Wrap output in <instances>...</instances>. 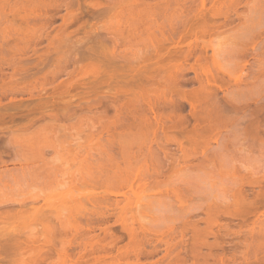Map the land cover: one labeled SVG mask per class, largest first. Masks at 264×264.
Segmentation results:
<instances>
[{"label":"rangeland","instance_id":"obj_1","mask_svg":"<svg viewBox=\"0 0 264 264\" xmlns=\"http://www.w3.org/2000/svg\"><path fill=\"white\" fill-rule=\"evenodd\" d=\"M141 1L145 2L144 6H141L143 4ZM203 1L205 2L203 5V2L201 1V3L198 0L195 2L194 0L0 1V147H6L4 143L9 141L13 145L10 147L8 145V148L4 147L3 150L7 153L9 152L12 156V153L15 152H13V147L18 151L24 150L22 152L26 153L25 157L28 160L29 155L33 153L31 150L39 149L42 152H37V155L38 153L42 155V158L39 155L40 160L37 158L33 161L34 154L30 162L22 163V167H17L16 163H12L14 165H8V163L5 169L7 168L8 170L9 168L13 170L12 172L17 178L0 183L1 200H13L14 202V200L25 201L29 199L31 200L29 201L30 203L28 204L26 201L25 203L28 205L35 204L34 208L36 207L35 211L31 209V213H33V216L37 215L36 217L31 216L29 210L25 214L18 215V217L15 216L16 218L6 223L8 224L7 227L10 226V230H7L8 232H12V229L14 231L12 234L17 233L20 235L19 237L15 234L19 237V241L21 239V249L24 251L22 252L21 249L16 250L15 253L17 254L13 253L11 255L13 256L11 257L13 259V261L11 260L12 264L13 262L14 264H135L138 261L140 262L138 264H155V262H158L156 264H168L170 263V256L172 254L175 255L176 252L181 251L180 256L182 257L186 253L188 255L189 251H193L190 246L193 243L189 242L194 241L190 237L191 235L194 238H198L197 235L202 237L203 234L201 235L200 233V229L202 228L206 231H204L206 235H208V232L210 233L211 237L207 236L209 237L207 238L208 245L212 242V244H218L219 238H217L218 240H214L215 238L212 234L220 235V237L226 236L228 232L226 230V233L222 232L225 229V224L227 229L230 227L231 230L237 229L236 231L239 232V237L241 236L242 240L237 235L236 237L239 242L237 239H234V236V238L228 236L231 231L228 230V238L224 239V236L222 237L224 240L221 238L223 241L220 239L218 247L215 248L217 250L214 249V246L212 248L211 246H207V248L212 249L208 251L206 250V246H201L199 242H196L193 246L195 248L199 244L197 248L199 247L201 252H199V248L198 251L194 249L195 252L197 251L199 255H203H201V258L196 252L195 258L197 260L201 258L198 264H201V262L205 263V261L208 264H218L217 261L215 262V258H213L215 259L214 262L210 257L208 261L205 255L210 253H214L213 255H216V253L224 254L225 252L227 256L224 255L227 258L231 252L228 264L230 261L231 263L234 261L232 264H236L235 262L237 261L238 264L240 260L241 264H245L244 260H250L251 258L247 259V256L242 255V253L245 254L244 252H241L238 258L236 255L237 253L240 254L237 250L242 251L244 249L247 251L244 250L246 252L245 255L248 254L250 257L253 255L252 257L258 258L259 254L261 258H264V255L260 254V248L263 247V244H261L262 247L259 244L261 241L264 243V227H262L264 226L262 225L264 223V216L259 217L262 220L258 219L259 221H255L254 224L251 223L254 218L249 219V216L246 217L245 222H250L251 227L252 225L256 227H253L254 229L251 228V230H254L252 234L251 231L247 230L250 226L245 227L249 223L243 226L241 219L224 217V215L222 217L220 215L224 211V208H220L221 206L224 207L228 204V200L234 203V198H231V195L233 196L234 194V187H232L234 185H230L237 176V172L240 175L244 171L241 174L245 176H247V173L249 175L250 171L252 173L253 171L264 172V133L261 132L259 137L252 139L250 133L246 134L240 130L244 125L243 121L236 120V114L238 116L242 115L238 112L236 113L238 106H240L239 108L247 106V109L250 108L249 110H252L260 101V96L264 94L263 91L261 95H257L259 98L253 96L258 91L261 93V90H264V70L260 72L264 67V65H260L261 62H264L261 59L262 57L264 58V54L262 53L264 48V0H216L217 3L213 0ZM207 1H211L212 4ZM197 2H200L202 9L206 4L204 10H202V16L205 20H208L204 23L202 18V24L199 20L201 16L196 20V16L202 12L200 4ZM213 4L215 5L212 7ZM197 11L199 14H197ZM206 11L209 12L206 13ZM199 23L201 25L204 23L206 28L204 26H200L199 28ZM183 25L189 28V31L191 28V35H194L193 32H195V35L197 33L196 38L194 37L195 35L189 36L188 29L187 31L185 30L186 32L183 31ZM200 29L205 33H199ZM181 32L185 33L182 34ZM252 47L253 51L256 50V53L253 52L254 55L259 54L257 50L261 52L260 56H256L260 60L254 59L256 57L253 56ZM243 56L245 57L243 58ZM245 58L247 59V65L243 62ZM255 62L259 63V65H256L257 63ZM257 66H260L261 69L257 68ZM257 88L261 90L257 91ZM255 90L257 93L254 94ZM196 95L197 97L198 95L200 96L198 97L200 100L195 98ZM257 98L259 100H256ZM255 100L258 101L256 105L254 103ZM261 100L264 101V95ZM148 104L150 106L154 105L155 107L151 106L150 109L152 111L154 108L153 111L156 112L152 111L150 113V110H148L150 106L147 107ZM194 104L197 106L195 109L197 112L201 109L199 113H195L194 109H192L194 112L191 111L190 106ZM261 104H264V102L262 103L261 101ZM195 106L192 108H195ZM217 106H220L221 109L223 107L222 110L226 112L224 116L227 118H223L221 121L224 122L226 121L224 119H229L231 123L228 120L227 123L224 122L225 124L219 122L221 118L219 114L222 116L223 113H220V108L218 110ZM217 110L220 111L219 114L216 112ZM191 112L202 118L205 117L206 121L205 119L202 121V118H196L199 122L197 120L195 122L191 116L192 114L190 115ZM214 112H216V115ZM208 113H210V116ZM157 114L161 116L158 118L159 120L156 118L158 122L164 119V123L161 122V124H165V127L162 126V128L168 131L166 132L167 134L161 133L162 128L158 127V125L160 126V122L158 124L155 122L156 120H153L155 116L158 117ZM152 115L155 116L152 117ZM168 116H170L169 119L172 116L174 117V119L173 117L171 119L173 123H170L171 121L168 120ZM180 120H182V123H180ZM145 121L147 125L149 123V127H145ZM154 122L155 124L157 123L156 126ZM174 122L178 124L175 125ZM193 122L196 124L203 122L205 124L202 123L199 127L201 129H199V125L196 126ZM141 123L145 128H149L147 135H145L149 140L150 138L154 139L157 143V139L159 140V145L154 140H151L152 143L149 141L152 144L150 145L151 149H149V142L145 141L146 137L143 136L145 137V143L142 145L143 148L145 151L147 147V150L154 149V153H156L155 159L154 156L152 159L151 151L146 152V154L149 153V158L151 157L148 160V154L144 156L141 153L144 150L141 148L140 151L136 148V144L143 143L141 135L143 131L140 130L142 127ZM191 124L195 126L193 129L197 127L199 130H196L200 131V133L197 134L192 129ZM109 125L112 126L110 127ZM178 125L182 127L180 128ZM102 126L109 129V135L113 136L109 137L108 135L107 137L109 131L103 132L105 128L102 129L101 133ZM121 126H124V129ZM172 126L177 127L174 130ZM238 126L239 128H237ZM127 127L131 132L135 133H132L135 137L141 135L138 138H142V141L135 138L133 141L134 145L130 144L131 142L126 144V141H124L130 147V149L128 146L125 147V150L123 147L125 145H121L122 148H118L117 144L123 133L119 134L121 129L125 133V130L126 132L129 131L125 129ZM192 130L199 137L203 135L208 137L207 140L203 137L201 139H204L202 140L204 142L198 137L197 139ZM130 131L128 132L129 134ZM132 134L129 135V138L130 136H132L131 138L134 137ZM215 134L217 135L216 142L213 141V138L216 137L214 136ZM12 135L15 137L14 139L11 138ZM163 135L164 137L170 135L167 137L168 141L170 138L169 143L165 141ZM116 136H118V142H115L117 141L115 139ZM171 137L174 140L171 141ZM194 137L197 144L194 141L192 142ZM107 138H110L109 140L112 144L108 143ZM111 138L115 139V141L113 139L111 141ZM125 138L127 140L128 136ZM131 138L130 140H132ZM163 139L164 142L162 141ZM137 140L139 142H135ZM185 140L190 143H188V146ZM120 141L124 144L122 140ZM176 141H184L180 143L185 144L186 146L184 145V147L189 148L191 155L188 153V148L185 151L183 150L185 155L191 156H184L185 158L187 157V160L185 159L187 163L184 161V157L181 158L184 153L182 154L179 147L175 146ZM224 142L225 144L223 145L225 147L221 145ZM145 144L148 146L146 147ZM195 144L196 146L194 147L193 145ZM155 145L158 146L156 147ZM159 146L164 148L163 153L166 154V157L168 155L167 159L169 158L170 160L167 161H170L172 164H175L173 163L174 161L176 162V160H173L174 156L175 158L177 157L176 159L180 156V160H178V163L176 162L177 169H179V171L177 170L178 174L175 172L176 169L171 168L176 167V165L172 166L170 162L168 163L165 160L164 154L161 153L162 151L157 150ZM184 147L183 149H186ZM127 148L132 152H129ZM193 148L194 151L192 150ZM122 149H124V154L125 152L128 155L132 153L129 155L130 158L128 155L119 154ZM136 149L143 154L142 156H144L145 160H148L147 163H153L157 155L158 158H163L167 162L166 164L163 159V162L159 159V167L162 162L161 167L166 169L163 170L161 168V171L158 169L160 172L155 170L159 172L158 177H156L157 180L155 179V174H152L150 179L148 176L154 172L152 168L154 163L151 164V167L149 164L144 163V166L145 164L147 165L145 167L148 168L149 166L152 168H149L150 170L146 168L147 171H152L150 173L146 172L148 175H146L147 178L144 180L145 175H142L145 172L142 169L144 159L143 157H139L140 153L137 155L138 152L136 155L141 159L139 160L137 157H134L135 154L133 155V152H136ZM216 150L218 151L217 153H215ZM21 151L19 152L20 154L22 153ZM21 155L24 156V153ZM86 155L88 157L84 160ZM122 156L128 157L130 161L126 163L128 160L125 157H123L125 160L121 161L120 158ZM110 157L114 158V160L112 158L114 162L118 161L121 171L120 173L116 171V173L114 170L106 168L107 170L105 169L104 173L108 171L109 176L106 175L107 173L104 176H107L110 180L109 184L107 183V187L104 188L101 180L105 177H102L103 174L100 175L101 172L99 171L102 169L98 168L102 163H104V166L107 164L105 167L113 164ZM6 160L8 161V158ZM35 162L36 164H34ZM122 162H125V164ZM168 164L171 165L170 169H168ZM11 165L14 168L16 167L15 169L17 170L13 169ZM155 165H157V162ZM155 165L154 168L157 169L158 165L157 167ZM231 168L238 170H235L237 171L236 173L234 170L232 171L236 174L233 177L234 179L231 176L232 172H229L232 170ZM0 170L4 169L0 168ZM48 170L51 172L50 174L47 172ZM40 172L42 174L45 173V175H42ZM137 172L141 174L143 181H147L144 183L148 184V188L142 181L145 185V187L143 186L144 188L141 187V184H133V180L130 181L132 183L130 185L128 180L132 176L136 178L138 176ZM36 173L41 176H46L47 174L49 179L52 178L51 180H53L55 174V177L58 179L57 183L46 179L49 182L51 181L48 184L43 178L45 181H41L42 179L40 178H36L35 180L33 176ZM161 174L163 175L161 176ZM99 175L101 176L100 181ZM120 176L121 179H119ZM137 178L134 180V183L135 181L138 183L142 180L140 175V180ZM151 178L155 179L156 183ZM120 180H126L129 184L125 181V184L123 181L120 183ZM235 180L237 181V178ZM148 182L153 184V186L155 184V187ZM123 184L124 186H122ZM137 185L138 188H136ZM165 188L167 190L177 188V193H180L182 188L185 189V191L182 190L179 196L181 195L180 197L184 198V200L182 199V202H185L183 206L186 207L188 213L185 210L182 211L181 208L180 212H184V215L188 214L186 218H184L186 215H183L184 217H181V219L178 218L180 221L176 219V214L179 212L177 208L181 205L178 206L177 202L174 203V200L170 199L171 192L175 190L168 191L167 193L163 192V189L164 191L166 190ZM246 188L245 190H247ZM249 189L247 190L248 192ZM126 191L127 193L124 195L123 192ZM158 191L159 194L157 193ZM165 194L170 196L165 197ZM183 194L184 196H182ZM34 196H38V199L43 197L45 200L42 201L41 199L37 201V197H35L34 203L32 200L35 198L30 199ZM172 198L175 199L173 196ZM203 200L206 206L200 203ZM211 202H215L216 206L214 207L216 209L214 208V211L218 210L216 212L219 213V209L222 210L217 214L220 218H218L219 216L215 212L212 213H215L214 217H216V220L218 218L220 222L218 223L219 226L222 222L223 224L225 223L220 226H223V230L217 226L218 224L214 226L204 224L206 219L202 217L206 216L205 211L208 210V205L212 204ZM207 203L209 204L207 205ZM218 203L226 204H219L218 207ZM233 203L230 204L232 205ZM12 206V208H18L16 205ZM209 206L210 211H213L212 205ZM225 207L226 209L228 208L227 206ZM229 209L227 210L230 212L232 208L230 207ZM202 210H205V214H203ZM180 216L182 214L178 215V217ZM170 218L176 219L178 222H181L182 218H184V224L187 223L186 219H189L188 222L191 220L190 224H195L198 229L200 228L199 232L195 237L194 232L197 231H193V229L196 226L191 229V227L187 226L189 223L185 225L182 223L180 227V223L174 221L176 225L178 224L181 231L177 228L178 226H175L176 230L172 226V223H170L172 222ZM168 221L171 226L167 225ZM174 223L173 225H175ZM128 225L129 228L132 227L133 232L131 229L127 230L129 229L128 227L126 229ZM182 225L191 229V232L187 228L183 229ZM168 226L172 227V232L175 230L177 239L173 236L174 233L167 234ZM46 231L47 233H45ZM126 231H131V236L136 232L135 236L137 238L131 237V239L134 238L133 241L135 242L129 241L130 236L126 234ZM159 231H161V234L162 231L166 232L169 237H165V242H170H162L163 235L166 234L163 233L160 237ZM48 232L51 233L49 234ZM179 232H184L185 235L183 234L182 240L184 239L183 242L185 244L183 245L182 243L181 247H176V244H181L178 240ZM192 232L194 234H191ZM220 232H222V236L219 234ZM231 232L234 233V230ZM155 235L163 238L157 241V238L154 239ZM251 235H255V238L250 239ZM50 236L52 237L50 238ZM260 237L262 239L257 241L259 240L257 238ZM202 239L204 238L202 237ZM246 239L257 241L255 242L256 244L258 243L259 247L255 246V242L253 244L250 241V244H253L252 249L258 248L257 250H259L253 251L255 252V256ZM146 240L149 241H147V244ZM176 240L178 243H176ZM243 240L246 243H241ZM199 241L203 243L206 241V237L203 242H201L200 238ZM23 242L27 244L25 243V245ZM173 242H175L174 246L176 249L173 246L171 252L165 255V250L169 249L172 246L169 245L173 244ZM236 242H238L237 248L234 245ZM221 243H223V246L220 245ZM151 244L157 246L158 250L156 254L142 255L152 250ZM166 244H168L166 246H169L168 248L165 247ZM245 244L246 246H244ZM219 245L225 252L222 251ZM23 246L26 248L24 249ZM234 249L236 254L233 252ZM173 250H176V252L173 253ZM20 251L21 253H19ZM231 254L233 255L232 257ZM163 255H169L170 258L165 257L164 259ZM241 256L245 257L243 262V258H240ZM188 257L184 258L185 261L183 262V257L178 261L176 260L178 258L175 257L174 260L171 259L170 264H193L195 260ZM203 257L206 259L204 260ZM230 258H233V260ZM249 260L247 261L248 264H250ZM174 261L177 262L174 263ZM253 261L255 260L253 259ZM262 262L264 263V260Z\"/></svg>","mask_w":264,"mask_h":264},{"label":"bare ground","instance_id":"obj_2","mask_svg":"<svg viewBox=\"0 0 264 264\" xmlns=\"http://www.w3.org/2000/svg\"><path fill=\"white\" fill-rule=\"evenodd\" d=\"M0 1H1V0H0ZM176 1H177V0H176ZM195 1H196V0H194V2H195ZM198 1H200V2L202 1V2H203V3L201 2L202 5L205 3L203 0H198ZM213 1H215V2L217 3L218 0H217V1H216V0H213ZM141 2L143 3V4L140 3L141 6H142V5L144 6L145 2H144V1H141ZM192 2H193V1H192ZM200 2H199V3L197 2V3L200 4ZM207 2H210V4H212L211 1H207ZM0 3H1V2H0ZM263 3H264V1H263ZM0 5H1V4H0ZM3 5H4V4H3ZM205 5H206V4H205ZM205 5H204V6H205ZM214 5H215V4H213L212 7H213ZM204 6H203V9H202V6H201V4H200V10H201V11L204 10ZM2 7H3V6H2ZM0 8H1V6H0ZM197 8H198V7H197ZM209 8H210V7H209ZM209 8H208V9L206 8V9H207V10H210ZM206 9H205V10H206ZM1 10H2V9H1ZM197 10H198V9H197ZM1 12H2V11H1ZM204 12H205V11H204ZM207 12H209V11H206V13H207ZM195 13H196V12H195ZM195 13H193V14H195ZM202 13H203V11L200 12V14H201V15H200V14L198 13V11H197V14H199V15L196 16V20H198V17L201 16V19H199V20L201 21V22H200L201 24H202V18H203ZM206 13H205V14H206ZM197 14H195V15H197ZM195 15H194V18H195ZM210 15H211V14H210ZM0 16H1V13H0ZM204 16H205V15H204ZM211 18H212V16H211ZM213 18H214V17H213ZM191 20L193 21L192 18H191ZM207 20H208V19H207ZM207 20H205V18H203L204 23L207 22ZM193 22H194V21H193ZM200 23H199V24H200ZM204 23H203V25H201V24L199 25V24H198V25H199V28H200V26H204ZM198 25H197V26H198ZM206 25H207V23H206ZM197 26H196V27H197ZM183 27H184V25H183ZM190 27H191V26H190ZM204 27H205V26H204ZM204 27H203V28H204ZM185 28H186V29H185ZM201 28H202V27H201ZM205 28H206V27H205ZM187 29H188V31H189V28L184 27L183 31H185V30L187 31ZM195 29H196V28H195ZM195 29H194V30H195ZM173 30H174V29H173ZM192 30H193V28H192ZM196 30H197V29H196ZM186 31H185V32H186ZM200 31H201V29H200L198 32H199V33H205V32H203V31H201V32H200ZM185 32H181V33L184 34ZM188 33H190V35L188 34L189 36H192V35H193V34L191 35V28H190V31H189ZM193 33H194V35H195V32H193ZM194 35H193V36H194ZM179 36H180V35H179ZM184 36H187V35H184ZM196 36H197V33H196V35H195L194 37L196 38ZM182 37H183V36H182ZM182 37H181V38H182ZM178 38L180 39V37H178ZM183 38H184V37H183ZM197 38H198V37H197ZM179 39H178V41H179ZM180 42H181V41H180ZM260 42H261V41H260ZM260 42H259V43H260ZM177 43H179V42H177ZM251 43H252V42H251ZM260 44H261V43H260ZM260 44H259V46H260ZM256 45H257V44H256ZM262 45H263V43H262ZM188 46H189V45H188ZM188 46H187V47H188ZM250 46H251V45H250ZM252 46H254V45H252ZM259 46H258V47H259ZM189 47H190V46H189ZM179 48H180V47H179ZM255 48H256V47H255ZM255 48H254V49H255ZM259 48H260V47H259ZM181 49H182V48H181ZM251 49H252V53H253V52L256 53V52H255L256 50L253 51V47H252ZM251 49H250V50H251ZM256 49H257V48H256ZM175 50H176V48H175ZM248 50H249V49H248ZM259 50H260V49H259ZM263 50H264V48H263ZM263 50H262V53L264 54V51H263ZM185 52H186V51H185ZM257 52H259V54H258V53H257V54L260 56V53H261V52L258 51V50H257ZM182 53H183V52H182ZM188 53H189V52H188ZM254 53H253V56H254V57H256V56L258 57V55H254ZM184 56H185V55H184ZM184 56H183V57H184ZM263 56H264V55H263ZM244 57H245V56H243V58H244ZM257 57L254 58V59H255V60H258L259 58L257 59ZM261 57H262V56H261ZM160 58H161V57H160ZM243 58H242V59H243ZM252 58H253V57H252ZM261 59L264 60L263 57H262ZM244 60H245V61H244ZM244 60H243V62H245L244 64H246L247 59L245 58ZM259 60H260V59H259ZM263 60H261V61H263ZM142 63H143V62H142ZM168 63H169V62H168ZM247 63H248V62H247ZM255 63H257V62H255ZM259 63H260V61H259ZM259 63H257L256 65H259ZM168 65H170V64H168ZM246 65H247V64H246ZM260 65H264V62H261ZM171 66H172V65H171ZM175 67H177V66H175ZM261 67H263V66H261ZM169 68H171V67H169ZM243 68H244V67H243ZM257 68H260V66H257ZM260 69H261V68H260ZM167 70H169V69H167ZM263 70H264V67L262 68V70H260V72H261V71L263 72ZM172 71H173V70H172ZM169 72H170V71H169ZM169 72H168V73H169ZM167 75H168V74H167ZM254 75H255V74H254ZM257 75H258V74H257ZM257 75H256V77H257ZM171 77H172V76H171ZM197 79H198V78H197ZM252 79H254V78H252ZM175 80H176V79H175ZM171 82H172V80H171ZM200 82H201V80H200ZM206 82H207V81H206ZM174 84H175V83H174ZM200 84H201V83H200ZM208 84H209V83H208ZM177 86H178V85H177ZM202 86H203V85H202ZM206 88H207V87H206ZM182 89H183V88H182ZM201 89H202V88H201ZM203 89H204V88H203ZM204 90H205V89H204ZM256 90L258 91V90H261V89H258V88H257ZM256 90H255V91H256ZM195 91H196V90H195ZM195 91H194V92H195ZM255 91H254V94L257 93V91H256V92H255ZM261 91H262V92H261ZM261 91H260L261 93H259V91H258V93H257L256 95H253V96L256 98V96H257L258 94L261 95V94L263 93L264 90H261ZM172 92H173V91H172ZM196 92H197V91H196ZM196 92H195V93H196ZM173 93H174V92H173ZM188 93H189V92H188ZM198 94H200V93H198ZM200 95H201V94H200ZM263 95H264V94H263ZM263 95L260 96L261 99H262ZM183 96H184V95H183ZM191 96H193V94H191ZM198 97H200V96L198 95ZM198 97H197V95H196L195 98H198ZM201 97H202V96H201ZM251 97H252V96H251ZM251 97H250V99H251ZM257 97L259 98V96H257ZM193 98H194V97H193ZM252 98H253V97H252ZM255 98H254V99H255ZM258 98H257L256 100H259ZM168 99H169V98H168ZM254 99H253V100H254ZM261 99H260L259 102L255 100V102H254L255 105L257 104L256 102H258V104H257L256 106L254 105L255 107H254V109H252V110H249L250 108L247 109V106H244V107L242 106V108H239L240 106H238V107H237L238 109L236 108V109H237L236 113L238 112V113L242 114L241 116H238V114H236V116H237V117L235 116V117H236V120L243 121L242 123H244L243 127L240 128V130H242V132H244V133H246V134H247V133H250V135H252V136H251L252 139H253V138H257V137H259V136L261 135V132L264 133V118H263V116H264V104H261V101H262V103H263L264 101L261 100ZM198 100H200V99L198 98ZM188 101H191V100H188ZM146 102H147V101H146ZM148 102H149V101H148ZM168 102H169V101H168ZM243 102H244V101H243ZM189 103H190V102H189ZM194 103H195V102H194ZM209 103H210V102H209ZM246 103H248V102H246ZM259 103H260V104H259ZM150 104H152V103H150ZM171 104H172V103H171ZM192 104H193V103H192ZM196 105H197V104H196ZM244 105H245V104H244ZM149 106H150V105L148 104L147 107H149ZM151 106H154V105H151ZM151 106L148 108V110H150V111H149L150 113H152V111L154 110V108H153V110L151 111V109H150ZM194 106H195V104L190 106L192 112H194V110L197 108V106H195V108H192V107H194ZM154 107H155V106H154ZM171 107H172V106H171ZM217 107H218V106H217ZM205 108H206V107H205ZM219 108H220V111H221V112L218 111ZM192 109H194V110H192ZM222 109H223V107H222ZM222 109H221V107L219 106V107H218V110H217L216 112H217L218 114H219V112H220V113H223L222 116H221V114H219V116H220L221 118L218 116V117L220 118V120L218 119L219 122H221V123L223 124L224 122L227 123V122L229 121V119H224V120H226V121L223 120L224 122L221 121L223 118H227L226 116H224V113H226V112H225L224 110H222ZM155 110H156V109H155ZM198 110H199V109H198ZM200 110H201V109H200ZM200 110H199V112H200ZM206 110H207V109H206ZM210 110H211V109H210ZM195 111H196L195 113H199V112H197V110H195ZM222 111H223V112H222ZM153 112H156V111H153ZM189 112H190V111H189ZM192 112L190 113V115L192 114ZM204 112H205V111H204ZM216 112H214L215 115H216ZM119 113H120V112H119ZM205 113H206V112H205ZM211 113H212V112H211ZM231 113H232V110H231ZM154 114H155V113H154ZM209 114H210V113H208V115H209ZM218 114H217V115H218ZM234 114H235V113H234ZM261 114H263V115H261ZM155 115H156V114H155ZM155 115H154V116H155ZM157 115H158V117L155 116V119H153L154 121L156 120V118L158 119V118L161 117L160 114H157ZM190 115H189V116H190ZM196 115H197V114H195V115L192 114V115H191V116L193 117V120H194V121H195V120L198 121V119H196V118H200V119L202 118V117H200V116H198V115H197V116H198V117H197ZM200 115H201V114H200ZM212 115H213V114H212ZM225 115H226V114H225ZM260 115L262 116L261 119H260ZM154 116L152 115V117H154ZM195 116H196V117H195ZM201 116H202V115H201ZM209 116H210V115H209ZM213 116H214V115H213ZM223 116H224V117H223ZM162 117H163V116H162ZM164 117H165V116H164ZM169 117H170V116H168V120L171 121V119H172L173 116L171 117V119H169ZM192 117H191V118H192ZM216 117H217V116H216ZM218 117H217V118H218ZM165 118H167V117H165ZM177 118H178V116H177ZM191 118H190V119H191ZM173 119H174V117H173ZM179 119H180V118H179ZM179 119H178V120H179ZM203 119H205V117H203L201 120L203 121ZM208 119H209V118H208ZM211 119H212V117H211ZM214 119H215V118H214ZM158 120H159V119H158ZM201 120H200V121H201ZM227 120H228V121H227ZM174 121H175V120H174ZM181 121H182V120H180V123H182ZM185 121H186V120H185ZM187 121H188V120H187ZM205 121H206V119H205ZM155 122H157V123L159 124L160 121L158 122V121L156 120ZM155 122H154V125L156 126L157 123L155 124ZM161 122L164 123V119H163V121L161 120ZM161 122H160V126L158 125V127H161V128H162V126H164L165 124L163 125V124H161ZM178 122H179V121H178ZM188 122H189V121H188ZM188 122H187V123H188ZM195 122H196V121H195ZM198 122H199V121H198ZM209 122H210V121H208V123H209ZM212 122H213V121H212ZM216 122H217V121H216ZM229 122H230V121H229ZM143 123H144V122H143ZM170 123H173V122L171 121ZM202 123H203V122H202ZM202 123H200V124L197 123V124H196V123L193 122V124H195L196 126L199 125L198 128L201 126ZM208 123H207V124H208ZM217 123H218V122H217ZM225 123H224V124H225ZM230 123H231V122H230ZM111 124H112V123H111ZM174 124L177 125L178 123H177V122H174ZM185 124H186V123H185ZM203 124H205V123H203ZM210 124H211V122H210ZM113 125H114V124H113ZM144 125H146L145 127H147V126L149 125V123H148V125H147V124H146V121H145V124H144ZM144 125L141 123V126H142L141 128H142L143 130L140 128V130L143 131V133L141 134V135H142V138H143V141H142V138H138V137H141V135L138 136V137H135V135H134L135 133H134V132H131V131L128 129V127H127V128H125V129H128V130L130 131V134L134 133V134H132V135H134V137H133L134 139L131 138L132 136H130V138L132 139V140H130V138H129V135H130V134L128 133L129 131L126 132V130H125V133H124V131H123L124 126H123V127L121 126L123 129H121V132H120L119 134L121 135V133L123 132V133H122V136H123V137L121 136V137H120V140H122L123 142L126 141V144H128V142H129V143L131 142L130 144L134 145V142H133V141L135 140V138H138V140L141 139V140H139V141H142V142H143V143L140 142L139 145H141V146H139L138 144H136L137 146H136V145H135V146H136V148H137L138 150L141 151V148H142V149L145 151V149L143 148L142 145H144L145 141H147V142L150 141V142L152 143V141H153L154 139L152 140V139L150 138V140H149L148 137L145 136V135H147V131L149 130V128H148V129L145 128ZM154 125H153V126H154ZM172 125H173V124H172ZM181 125H182V124H181ZM181 125H180V126L178 125V126L181 128V127H182ZM191 125H192V124H191ZM212 125H213V123H212ZM109 126L111 127L112 125H109ZM138 126H139V125H138ZM149 126H150V125H149ZM149 126H148V127H149ZM153 126H151V127H153ZM205 126H206V125H205ZM221 126H222V125H221ZM223 126H225V125H223ZM110 127H109V128H110ZM164 127H165V126H164ZM172 127H173L174 130H175V128H176L177 126H176V127H175V126H172ZM193 127H195V126L192 125V129H193ZM226 127H227V126H226ZM226 127H225V128H226ZM104 128H105V130L103 131L102 129H104ZM104 128H103V126H102V128H101V130H100L101 133H102V131H103V132H105V131H107V130L109 131V129H106V127H104ZM144 128H145V130H144ZM154 128H155V127H154ZM161 128H160V129H161ZM198 128L196 127V129H198ZM202 128H203V127H202ZM237 128H239V126H238ZM130 129H131V128H130ZM155 129H156V128H155ZM157 129H158V128H157ZM166 129H167V128H166ZM183 129H184V128H183ZM196 129L194 128L193 130H195V132H197V134L200 133V131H198V130L201 129V128H199L198 130H196ZM186 130H188V129H186ZM193 130H192V131H193ZM203 130H204V129H203ZM238 130H239V129H238ZM108 131H107V132H108ZM153 131H154V130H153ZM160 131H161V130H160ZM107 132H106V133H107ZM154 132H155V131H154ZM166 132H168V131H166L165 128H164V129L162 128L161 133L167 134ZM193 132H194V131H193ZM195 132H194V135H195ZM240 132H241V131H240ZM109 133H110V131L107 133V137H108ZM127 133H128V134H127ZM139 133H141V132H139ZM144 133H145V134H144ZM202 133H203V131H202ZM263 133H262V134H263ZM123 134H124L125 136H124ZM168 134H169V133H168ZM197 134L195 135L196 138H197V137L200 138L201 141L204 140L205 138H206L205 140H207V138H208V137H205L204 135L199 137ZM136 135H137V134H136ZM170 135H172V134H170ZM170 135H169V136H170ZM194 135H193V136H194ZM250 135H249V136H250ZM112 136H113V135H112ZM112 136H111V134L109 135V137H112ZM118 136H119V135H118ZM118 136H116V138H115L116 140H117V137H118ZM127 136H128L127 140H129V141L125 140V139H126L125 137H127ZM143 136H145L148 140H147L145 137H143ZM169 136L167 135V136L164 137V135H163V137H164V139H165L166 142L168 141L167 137H169ZM214 136H216V137L213 138V141L216 142L217 135L215 134ZM151 137H152V136H151ZM202 137H203L204 139H201ZM11 138L14 139L15 137L12 135ZM122 138H123V139H122ZM124 138H125V139H124ZM144 138H145V141H144ZM153 138H154V136H153ZM159 138H160V137H159ZM198 138H197V139H198ZM211 138H212V137H211ZM109 139H110V138H107L108 143H111V144H112V142H110ZM112 139H113V138H111V141H113V140L115 141V139H113V140H112ZM118 139H119V138H118ZM156 139H157V138H156ZM164 139L162 140L163 142H164ZM166 139H167V140H166ZM176 139H177V138H176ZM179 139H180V138H179ZM197 139H196V140H197ZM209 139H210V138H209ZM16 140H17V139H16ZM120 140H119V143L117 144V145H118L117 147H118V148H119V147L122 148L121 145H125V146H123V147H124V149L126 150L125 147H127L128 145H126L125 142H124V144H122V142H121ZM138 140L135 141V142H139ZM151 140H152V141H151ZM172 140H174V139L171 137V141H172ZM14 141H15V140H14ZM154 141H155V140H154ZM157 141H158V143H159V140H158V139H157ZM169 141H170V138H169ZM169 141H168V143H169ZM185 141L187 142V140H185ZM193 141H194V143L197 144V141L195 142V137H194V140H192V142H193ZM218 141H219V140H218ZM221 141H222V140H221ZM224 141H225V140H224ZM15 142H17V141H15ZM115 142H118V140L115 141ZM120 142H121V143H120ZM150 142H149V149H151V148H150V145H152V144H150ZM155 142H156V141H155ZM173 142H174V141H173ZM180 142L183 143L184 141H179V142L176 141V142H175V146H177V148L179 147L180 152L183 154L184 151L187 150L188 147H184L185 144L183 145V144L180 143ZM202 142H204V141H202ZM206 142H207V141H206ZM156 143H157V142H156ZM158 143H157V144H158ZM170 143H171V142H170ZM176 143H177V144H176ZM188 143H189V142H187V146H188ZM10 144H11V145H10ZM14 144H15V143H14ZM147 144H148V143H147ZM153 144H155V143H153ZM163 144H164V143H163ZM165 144H166V143H165ZM189 144H190V143H189ZM196 144L193 145V146L195 147ZM218 144H219V143H218ZM220 144H221V143H220ZM223 144H225V142L222 143L221 145H223ZM4 145H6V147L9 145L8 147H10V146H12L13 144L10 143L9 141H7V142L4 143ZM132 145H130V146L132 147ZM158 145H159V144H158ZM158 145H155V146L157 147ZM160 145H161V144H160ZM111 146H112V145H111ZM145 146H146V144H145ZM145 146H144V147H145ZM147 146H148V145H147ZM147 146H146V147H147ZM153 146H154V145H153ZM185 146H186V145H185ZM206 146H208V145H206ZM223 146H224V145H223ZM4 147H5V146L0 147V166H4V167H0V168H3V169H4V170H2V171L0 170V183H3L4 181L10 180V179H11V180H14V179L17 178V176H15L14 173L12 172L13 170H11V169L8 168V170H11V171H8L7 168L5 169V167L7 166L8 163H9L8 165H10V164H12V163H16V165H18L17 167H19V166L22 167V163L25 164V163H27V162H30V161H31V157H33L34 154H35V156H37V157L34 156V157H33V158H34L33 161H35V159H37V158H38V160H40V158H42V155H40L42 152L39 151V149H37V150L35 149L36 152H35V150H31L33 153H32V155L30 154L31 156L29 155V160H28V158L25 157V154H26V153H25V152H22V151H24V150H22V151L20 150V151L22 152L21 154L24 153V156H23V155H21V154L19 153L20 151H18L17 149H15V148L13 147V148H12V149H14L13 152H14V151H15V152L12 153V154H13V156H12L11 154H9V152L7 153V152H5V150H3ZM6 147H5V148H6ZM8 147H7V148H8ZM128 147H129V146H128ZM133 147H134V146H133ZM146 147H145V148H146ZM151 147H152V146H151ZM156 147H154V148H156ZM183 147L186 148V149H183ZM221 147H222V146H221ZM224 147H225V146H224ZM224 147H222V148H224ZM147 148H148V147H147ZM147 148H146L145 153H144V151L141 152V153H143L144 156L148 154L147 157H148V160H149L151 157L149 158L150 155H149V153L146 154V152L151 151L150 153H152V155H151V156H152V159H153V156H154V159H155V155H156V153H154V149H153V150H147ZM207 148H208V147H207ZM222 148H220V150H222ZM124 149H122V151H121L122 153H121V152L119 153L120 149H118L119 151H118V150H117V151H118L119 154H122V155H128V153H126L125 151H124L125 154L123 153V150H124ZM127 149H128V148H127ZM129 149H130V147H129ZM129 149H128V150H129ZM137 149H136V152H133V155L135 154V156H134L135 158H136L137 155H139V153H140V152L137 151ZM163 149H164V148H162V146H159L157 150L162 151L161 153L164 154V157L166 158V159H165L166 161H167V160H170L169 158L167 159L168 155H167V157H166V154L163 153ZM183 150H184V151H183ZM192 150L194 151V148H193ZM192 150H191V151H192ZM130 151H131V150H129V152H130ZM152 151H153V152H152ZM177 151H179V150H177ZM182 151H183V152H182ZM37 152H41V153H38V155H37ZM131 152H132V151H131ZM137 152H138V153H137ZM217 152H218V151L216 150L215 153H217ZM18 153H19L20 155H19ZM29 153H31V152H29ZM136 153H137V155H136ZM141 153H140L139 157H141V158L143 157V159L145 160L144 156H142L143 154H141ZM188 153L190 154V152H189V148H188ZM202 153H203V152H202ZM130 154H132V153H130ZM130 154H129V155H130ZM158 154H159V153H158ZM162 154H161V155H162ZM169 154H170V152H169ZM186 154H187V151H186ZM211 154H212V152H211ZM220 154H221V153H220ZM39 155H40V158H39ZM129 155H128V156H129ZM170 155H171V154H170ZM190 155H191V154H190ZM190 155H189V156H190ZM212 155H213V154H212ZM215 155H216V154H215ZM82 156H83V155H82ZM172 156H173V155H172ZM181 156H182V155H181ZM184 156L189 157L188 155H185V153H184L183 156H182L181 158H183ZM216 156H217V155H216ZM216 156H215V157H216ZM220 156H221V155H220ZM11 157H12V158H11ZM83 157H84V156H83ZM83 157H82V159H83ZM87 157H88V156L86 155L85 158H84V160L87 159ZM123 157H125V159L128 160L126 163H128V162L130 161V159H129L130 156H129V158H128V157L126 158V156H122V157L120 158L121 161H124V160H125ZM131 157H132V156H131ZM139 157H137V159H139ZM147 157H146V159H147ZM160 157H161V156H160ZM178 157H179L178 159H176L177 157L175 158V156H174V158H173V160H176L177 163H178V160H180V156H178ZM187 157H186V158L184 157V161H185V159L187 160ZM190 157H191V156H190ZM204 157H205V155H204ZM6 158H8V161L6 160ZM9 158H10V159H9ZM110 158H111V160H112L113 157H110ZM135 158H134V159H135ZM141 158H140V159H141ZM157 158H158V155H157V157H156V160H157V161H156V160H155V161L157 162V165H158V167H159V162H158V161H159L160 158H158V159H157ZM161 158H162V157H161ZM205 158H207V157H205ZM205 158H203V159L206 161ZM209 158H210V157H209ZM212 158H213V157H212ZM212 158H211V160H212ZM216 158H217V157H216ZM216 158H215V159H216ZM140 159H139V160H140ZM143 159H142V160H143ZM152 159H151V161H152ZM162 159H163V158H162ZM162 159H160V160L163 162L164 159H163V160H162ZM84 160H83V161H84ZM113 160H114V158H113ZM113 160H112V163H113V164H111V165L108 164L109 167H105V166H107V164H105V166H104V163H102L101 165H99L100 167L98 168V169L101 168V169L103 170V173H102V170L99 171V172H101L100 175L103 174L102 177H105V178H104L105 180H104V179L101 180V176L99 175V178H100L99 181H100V180L102 181V186H104V188L107 187V185L109 184V180H110V178H109V179L107 178V176H109L108 173H107L108 171L106 172L107 174L104 173V172H105L107 169H109V170H114V172L117 171V172H119V173H120V171H121V170H120V166H119L118 161H115V162H114ZM132 160H133V157H132ZM135 160H136V159H135ZM144 160H143V164L141 163L142 161H141L140 163L143 165V166H142V169L145 170V172L142 173V175H145V179H144V180H146V178H147L146 175H148V174H146V172H147V173H148V172L150 173V172L152 171V170H151V171H147V169H149V168L152 166L151 164L154 163V165H155L156 162L154 161V162L152 163V162L150 161L151 163H147L148 160H145L146 162H145ZM165 160H164V161H165ZM182 160H183V159H182ZM86 161H87V160H86ZM109 161H110V160H109ZM109 161H108V162H109ZM161 161H160V162H161ZM166 161H165V162H166ZM171 161H172V160H171ZM36 162H37V161H36ZM36 162H35L34 164H36ZM84 162H85V161H84ZM162 162H161V164H162ZM167 162H168V161H167ZM167 162H166V164H167ZM169 162H170V161H169ZM169 162H168V163H169ZM176 162H175V161L173 162V163H175V164H172L171 162H170V163H171L172 166L176 165V167L174 166V167H171V168H173L174 170L176 169L175 172L177 173V170L179 171V169H177L178 167H177ZM185 162L187 163V161H185ZM106 163H107V162H106ZM122 163H123V162H122ZM144 163L149 164L150 167H149V166H148V168L145 167V166H147V165L145 164V166H144ZM211 163H212V162H211ZM123 164H125V162H124ZM161 164H160V167H159V168L157 167V165H155V167H157V169L154 168V165L152 166L154 172L151 173V175H150V174L148 175V176H149V179H150V176L152 177V174H155L154 176H155V179L157 180L156 177H158L159 172L161 171V168H162L163 170L166 169V168L164 169L163 167H161ZM184 164H185V163H184ZM12 165H14V164H12ZM12 165H11V166H12ZM163 165H164V163H163ZM163 165H162V166H163ZM168 165H169V164H168ZM171 165H169V167L167 166L168 169H170V166H171ZM181 166H182V165H181ZM183 166H184V165H183ZM8 167H9V166H8ZM12 167H13V169L16 168V167L14 168V166H12ZM103 167H104V169H103ZM143 167H145V168H143ZM165 167H166V166H165ZM106 168H107V169H106ZM146 168H147V169H146ZM152 168H150V169H152ZM179 168H180V166H179ZM105 169H106V170H105ZM150 169H149V170H150ZM158 169H160V171H159ZM173 169H172V172L174 173V170H173ZM231 169H232V170H230L229 172H232V171L234 170V172L236 173V172L238 171V170L235 169V168H231ZM15 170H17V169H15ZM45 170H47V169H45ZM155 170H158L159 172H158V171H155ZM163 170H162V172H164ZM235 170H237V171H235ZM42 171H43V170H42ZM169 171H171V170H169ZM181 171H182V170H181ZM181 171H180V172H181ZM184 171H185V169H184ZM184 171H183V172H184ZM47 172H49V170H48ZM117 172H116V173H117ZM229 172H228V173H229ZM234 172H232V175H231V176H232V179H234L233 177L236 176V174H235ZM242 172L244 173V171H242ZM242 172H241V173H242ZM255 172H256V173H255ZM37 173H38V172H37ZM37 173L33 176V178H34L35 180H36V178H40V179L43 178V179H45V180H46V179H49V177L47 176V174H46V176H41L40 174H37ZM40 173H41V172H40ZM50 173H51V172H49V174H50ZM137 173H138V176H137V174H136V176H137L138 178H137V177H136V178H137L138 180H140V178H141V174H139V172H137ZM140 173H141V172H140ZM241 173H240V175H239L238 172H237V176L235 177V179L237 178V181L234 179L235 181H234V180L232 181L233 184L230 182V183H231L230 186L234 185V186H232V187H234V188H233V191H234L233 193H234V194L231 192V193L233 194V196L231 195V198H234V199H233V200H234V203H233V202H230L231 200H228L229 202H227V200H226V202H227L228 204L233 203V204H232L233 206H232L231 204L229 205V206L232 208V209H231L232 213H230L231 211L229 212V211L227 210V209H229L230 207H229L228 204H226V203H225L226 205H225L224 203H223V204H224L225 206L228 207L227 209H226L225 206H224V207H223V206L220 207L221 209L224 208L225 213H224V211H222V210H220V209L218 208V207H219V204L223 205L222 203H218V207H217V209H219V213H220V211H222V212H221L222 214H220L221 216L224 215V217H225V216H228V217H230V218H238V219H241V221H242L241 223H243V226H245V224L247 225V223H249L247 226H245V227L247 228V227L250 226L251 223L254 224L255 221H257L258 219L262 220V218H259V217H263V216H264V184H263V183H264V172L262 171V173H261L260 171H253V173H252V171H250V172H249V175H248V173L246 172V173H247V174H246L247 176H245L244 174H241ZM41 174H42V173H41ZM43 174L45 175V173H43ZM43 174H42V175H43ZM105 174H106L107 176H104ZM164 174H165V173H164ZM177 174H178V173H177ZM177 174H176V175H177ZM233 174H234V176H233ZM139 175H140V178H139ZM162 175H163V174H161V176H162ZM227 175H228V174H227ZM161 176H160V177H161ZM132 177H133V176H132ZM132 177L130 178L131 180H130V179L128 180L129 182L133 180V181H132L133 184H139V185L141 184V187H142V188H144L145 185H146L147 188L149 187L148 184H145L147 181H146V182L143 181L142 178H141L142 180L139 181L140 183H139V182L136 183V181H135V183H134V180H136V178H134L135 176L133 177L134 179H133ZM142 177H143V176H142ZM43 179H42L41 181H45V180H43ZM51 179H52V178H50L49 180H51ZM55 179H56V180H55ZM119 179H121V176L119 177ZM149 179H147V180H149ZM151 179L153 180V178H151ZM155 179L153 180L154 183H156V182H155ZM37 180H38V179H37ZM49 180H48V181L46 180L45 182H47V183L49 184L51 181H55V182L57 183V180H58V179H57V177H55V174H54V176H53V180H51L50 182H49ZM61 180H63V179H61ZM84 180H85V179H84ZM152 180H151V181H152ZM73 181H74V180H73ZM122 181H123V182H124V181L126 182V180H120V183H122ZM141 181H142L143 183L145 182V183H144L145 185H144ZM149 181H150V180H149ZM153 181H152V183H153ZM158 181H159V180H158ZM60 182H61V181H60ZM70 182H71V181H70ZM87 182H88V181H87ZM125 182H124V184H125ZM129 182H126V183L129 184ZM234 182H235V184H234ZM100 183H101V182H100ZM103 183H104V184H103ZM107 183H108V184H107ZM132 183L130 182V185H132ZM148 183L151 184L150 182H148ZM162 183H163V182H162ZM70 184H72V183H70ZM124 184H123L122 186H124ZM128 184H127V187H128ZM142 184H143V185H142ZM151 185L153 186V184H151ZM151 185H150V186H151ZM158 185H159V184H158ZM161 185H163V184H161ZM143 186H144V187H143ZM133 187H135V186L133 185ZM141 187H140V188H141ZM153 187H155V184H154ZM157 187H158V186H157ZM246 187L250 188V189H249V192L247 191L248 188H246ZM136 188H138V185L136 186ZM159 188H160V185H159ZM162 188H164V187H162ZM245 188H246L247 190H245ZM165 189H166V188H165ZM176 189H177V188H176ZM176 189H175V188H174V189L171 188L170 190H167V189H166L167 191H166V190L164 191V189H163V192H167V193H168V191L171 192V190H173V191L175 190L174 192H171V193H172L171 196H170V195H168V196L171 197L170 199L174 200V203L177 202V204H179L178 206H180V205L183 206V203H185V202H184V201L182 202V199L184 200V198H181V197H180L181 195L179 196V194L182 192V190L185 191V189L182 188V190H180V191H181L180 193H177V192H176ZM132 190H133V188H132ZM149 190H150V188H149ZM153 190H154V189H153ZM178 190H179V188H178ZM130 191H131V190H130ZM161 192H162V191H161ZM161 192H160V193H161ZM170 192H169V194H170ZM178 192H179V191H178ZM123 193H124V195H125V194L127 193V191H126V192H123ZM157 193L159 194V191H158ZM157 193H156V194H157ZM184 193H185V192H184ZM153 194H154V193H153ZM124 195H122V196H124ZM160 195H161V194H160ZM160 195H159V196H160ZM162 195H163V194H162ZM165 195H166L165 197H168L167 194H165ZM172 196H173L175 199H173ZM182 196H184V194H183ZM35 197H37V201H38V200H41V199H42V201L45 200V198L43 199V197H41L40 199H38V198H39L38 196H34V197L30 198V199H34ZM155 197H156V196H155ZM163 197H164V196H163ZM189 198H190V197H189ZM167 199H168V198H167ZM35 200H36V198H35L34 200H32V202L34 201V203H35ZM175 200H176V201H175ZM185 200H186V199H185ZM15 201H16V200H14V202H13V200H1V199H0V264H10V263H11V260L13 261V259L11 258V257H13V256H11V255H12L13 253H15L16 250L18 251V250H20V249L22 248V244H21L22 242H20L21 239H20V241H19V239H18V238L20 237V235H18L17 233H15L16 235L19 236V237H18V236H16L15 234H12V233H14V231H13L12 229H11L12 232H8V231H7V230H10V226L7 227V226H8V224H6L7 221H9V220H11V219H13V218H16L15 216L18 217V215L25 214V213L28 212L29 210H30V215L33 216V213H31V209H32V211H35V210H36V207L34 208V205H35V204L31 203V204H33V205H28V204L30 203L29 201H31V200H29V199L25 200L26 202H28V204L25 203V201H22V200H21V201H20V200H17L18 202H17V201L15 202ZM168 201H171V200H168ZM186 201H187V200H186ZM188 201H189V200H188ZM165 202H166V201H165ZM205 202H207V201H205ZM208 202H210V201H208ZM14 203H15V204H14ZM168 203H169V202H168ZM170 203H172V202H170ZM174 203H173V204H174ZM200 203L204 204L203 206H206L205 203H204V200H203V202H200ZM211 203H212V204L207 203V205H208V204H209V205H212L211 207H213V208H212L213 211H210L211 209L209 208L210 206L208 205V208H207L208 210H207V211L204 210V211L206 212V216H207V217L204 215L206 218H205V217H202V218L206 219V220L204 221V224H207V225H213V226H214V225L220 223L219 220H218V218H220V216L217 215V214H219V213H217L218 210H216L217 212L214 211V208H215L214 206H216V205L214 204L215 202H211ZM36 204H37V202H36ZM164 204H165V203H164ZM177 204H176V206H177ZM202 204H201V206H202ZM213 204H214V205H213ZM216 204H217V203H216ZM12 205H16L18 208H17V207H16L17 209H15V207L12 208V207H13ZM184 205H185V204H184ZM170 206L173 207V205H171V204H170ZM178 206H177V207H178ZM181 206L177 208V209L179 210V212H178L177 210H176V211L178 212V213H177L178 215L182 214V216L178 217V215H177L176 213H174V214H176V217H177L176 219H178V218L181 219V217H184V216L186 215V214L184 215V212H180V208H181L182 211H184V210L186 211V207H185V206L181 207ZM203 206H202V207H203ZM164 207H166V206H164ZM184 207H185V208H184ZM202 207H201V209H202ZM168 208H170V207L168 206ZM182 208H183V209H182ZM190 209H191V208H190ZM194 209H195V208H194ZM194 209H193V210H194ZM201 209H200V210H201ZM215 209H216V208H215ZM225 209L227 210V212H226ZM38 210H39V209H38ZM173 210H174V209H173ZM197 210H198V208H197ZM200 210H199V211H200ZM229 210H230V209H229ZM176 211H174V212H176ZM202 211H203V210H202ZM204 211H203V214H205ZM194 212H195V210H194ZM212 212H215L216 215L219 216V217L217 218V220L215 219L216 217H214V216H215V215H214L215 213H212ZM36 213H38V211H36ZM186 213H188V212L186 211ZM189 213H190V211H189ZM34 214H35V212H34ZM192 214H193V213H192ZM183 215H184V216H183ZM187 215H188V214H187ZM187 215H186L184 218H186ZM189 215L191 216V214H189ZM36 216H37V215H36ZM36 216H33V217H36ZM248 216H249V219H250V218H254L253 221L248 219L249 221H252L251 223H250V222H245L246 217H248ZM250 216H251V217H250ZM173 217H174V216H173ZM222 217H223V216H222ZM222 217H221V218H222ZM184 218H182V219L184 220ZM170 219H171L170 221H172V222H170V223H172V226H174V227H175V226H178V224L176 225V223H174V221H175V222L177 221L176 219H174V220H173V218H170ZM179 219H178V221H180ZM204 219H202V220H204ZM263 219H264V217H263ZM183 220H182V221H183ZM188 220H189V219H186V222L190 224V221H191V220H190L189 222H188ZM248 220H247V221H248ZM11 221H12V220H11ZM178 221H177V223H180V227H181V224H182V223H183V225L187 224V223L184 224L185 220H184L183 222H182V221H181V222H178ZM236 221H237V220H236ZM258 221H259V220H258ZM9 222H10V221H9ZM192 222H194V221H192ZM196 222H197V220H196ZM196 222H195V223H196ZM244 222H245V223H244ZM261 222H262V221H261ZM261 222H260V225H261ZM263 222H264V221H263ZM170 223H169V221H168V224H167V225H170ZM173 223H174L175 225H173ZM241 223H239V224H241ZM189 224H188L187 226H188L189 228L191 227V229H193V228L196 226L195 224H192V223H191L192 226H191V224H190V225H189ZM196 224H197V223H196ZM221 224H223V222H222ZM221 224H220V226H221ZM224 224H225V223H224ZM224 224H223V225H224ZM230 224H232V222H230ZM183 225H182L183 229L187 228V227H185V226H183ZM232 225H233V224H232ZM262 225H264V223H263ZM170 226H171V225H170ZM170 226H168V227H169V228H168V231L166 230V231H167V234H168V233L171 234V232H172V230H171L172 227L170 228ZM217 226H219V224H218ZM220 226H219V227H220ZM225 226H226V224H225ZM225 226H224V228H225L224 230L222 229L223 226L220 227V228L223 230L222 232H224V233L228 232V233H229L228 230H231V227H230L229 225H227L228 227H230V228L227 229ZM127 227L129 228V225L126 226V229H127ZM174 227H173V230H174ZM215 227H216V226H215ZM239 227H241V226H239ZM253 227H254V226L252 225V227L250 226L247 230H248V231H251V232H252V231L254 232L253 229L256 228V227H254V228H253ZM262 227H264V226H262ZM8 228H9V229H8ZM163 228H165V227H163ZM177 228H179V226H178ZM177 228L175 227L176 230H177ZM189 228H187V229L191 232V229H189ZM196 228H197V226H196ZM196 228L193 229V231H197V232H194L195 234H194L193 232L191 233V234H194L195 237H196V234L199 232V229H200V228H199V229H198V228L196 229ZM220 228H218V229H220ZM251 228H253V229L251 230ZM130 229L132 230V227H130V228L127 229V230H130ZM169 229H170V230H169ZM183 229H182V231H184ZM238 229H239V228H238ZM249 229H250V230H249ZM262 229H263V228H262ZM161 230H162V229H161ZM164 230H165V229H164ZM201 230H203V231H201ZM225 230H226V232H225ZM232 230H234V233L231 232ZM232 230L230 231V233H229L230 235H228V236H231L232 238L235 237L234 239H237L236 235L239 237V232L236 231L237 229H236V230H235V229H232ZM48 231H49V230H48ZM50 231H51V229H50ZM179 231H181L180 228H179ZM189 231H188V232H189ZM204 231H205V230H204L203 228L200 229V233H201V235L203 234L202 237H203L204 239H202V237H200V235H197L198 238H194V236L191 235L190 238H192L194 242H189V243H191V244L193 243L192 245H190L191 248L193 249V251H189V254H190V255H189V254L187 255V253H186V254L184 255L185 257L182 256V257H183L182 262L185 261L184 258L186 259V257L190 256V257H188V258L194 259L195 262L197 261V263H195L194 261H193V262H194L195 264H198V261H201V258H202L203 255H202V254H201L202 256L199 255V252H201V250H200L199 247H198V248H199V252H197V251H198L197 245L199 246V244H200L201 246H202V245H203L204 247L206 246V248H207V246H208V247L211 246V248H212V246H214V249H215L216 247H218V244H219V242H220V239H221L222 237L225 236V235L222 236V232L219 233V234H221L222 237H220V235L212 234V236L215 238V239L213 238L214 240H216L217 238H219V242H218V244H217V243H216V244H215V243L212 244V243H213V242H212V243H211L212 245H211V244L208 245L209 243H207V238H209V237H207V236H210V233L208 232V233H207L208 235H206V233H205L206 231H205V232H204ZM235 231H236V232H235ZM261 231H262V230H261ZM51 232H53V230H52ZM51 232H50V233H51ZM130 232H131V231H130ZM130 232H127V231H126V234H127L128 236H130L129 241L132 240V242H135V241H133V240H134V238H135V239L137 238V236H135V233H136V232H135L132 236H131L132 233H130ZM132 232H133V230H132ZM160 232H161V231H159L158 233L161 234ZM186 232H187V230H186ZM253 232H252V234H253ZM45 233H47V231H46ZM48 233H49V232H48ZM50 233H49V234H50ZM129 233H130V234H129ZM163 233L166 234V232H163V231H162V234L160 235V237L163 235ZM173 233H174V234H173ZM179 233H180V234H178V235H179V237H178L179 239H178V240H179V242H180L181 244H178V245L176 244V245H175V242H173V244H172V243H171V244L169 243V244H170L169 246L172 245L169 249H166V248L169 247V246L166 247V246L168 245V244H166V245H165V247H166V248H165V249H166V250H165V253H166V254L164 253L165 255H167L168 252H171V250H172L171 248H172L174 245L177 247V246L182 245V243H183V245L185 244V243L183 242L184 239L182 240V238H183L184 235H185L184 232H179ZM224 233H223V234H224ZM228 233H227V234H228ZM231 233L234 234V235H232ZM260 233H262V232H260ZM154 234H155V232H154ZM159 234H158V235H159ZM167 234H166V235H163V236H164V238L162 237L163 239L160 238L158 235H155V236H158L159 238L154 236V239L157 238V241H158V239H162V242H165V241H166V238H165V237L167 236ZM172 234H173V236L177 239V235H175V230L172 232ZM183 234H184V235H183ZM204 234H205V235H204ZM227 234H226V236H227ZM254 234H255V233H254ZM151 236H152V238H153V235H152V234H151ZM204 236L206 237V241L203 242V240H205V237H204ZM226 236H225L224 239L228 238V236H227V237H226ZM233 236H234V237H233ZM51 237H52V236H50V238H51ZM131 237H134V238L131 239ZM167 237H169V236H167ZM171 237H172V235H171ZM171 237H170V239L174 238V237H172V238H171ZM210 237H211V236H210ZM256 237H257V236H256ZM149 238H150V237H149ZM199 238L202 240L201 242H203L204 244H203V243H200ZM229 238H230V237H229ZM240 238H241V236L239 237V239H240ZM247 238H249V237H247ZM254 238H255V235H254V236H252V235L250 236V239H254ZM147 239H148V238H147ZM164 239H165V240H164ZM168 239H169V238H168ZM197 239H198V240H197ZM222 239H223V238H222ZM222 239H221V240H222ZM224 239H223V240H224ZM243 239H245V238H243ZM257 239H259V240H257V241H260V240L262 239V237L257 238ZM263 239H264V238H263ZM46 240H47V239H46ZM52 240H53V239H52ZM172 240H173V239H172ZM190 240H191V239H190ZM190 240H189V241H190ZM195 240H196V241H195ZM214 240H213V241H214ZM217 240H218V239H217ZM223 240H222V241H223ZM241 240H242V238H241ZM246 240L248 241V244H250V241H251V240H250V241H249L248 239H246ZM49 241H50V239H49ZM147 241H148V240H146V244L149 242V241H148V242H147ZM152 241H153V240H152ZM152 241H151V242H152ZM155 241H156V240H155ZM157 241H156V243H157ZM173 241H174V240H173ZM191 241H192V240H191ZM237 241L239 242L238 239H237ZM255 241H256V240H255ZM255 241H251V242H253V244H254ZM257 241H256V242H257ZM167 242H170V241H167ZM167 242H165V243H167ZM196 242H197V243L199 242V244H197V245L195 246V248H194L193 245L196 244ZM205 242H206V243H205ZM216 242H217V241H216ZM238 242H236V244H234L235 242L232 243V244L236 245V248H237V244H238ZM244 242L246 243V241H244V240H243V242H241V243H244ZM256 242H255V246H258V243L256 244ZM25 243H26V242H25ZM25 243L23 242V244H25ZM153 243H154V241H153ZM156 243H155V244H156ZM176 243H178L177 240H176ZM223 243H224V242H223ZM223 243H221L220 245L223 246V245H222ZM26 244H27V243H26ZM26 244H25V245H26ZM45 244H46V242H45ZM51 244H52V243H51ZM155 244H154V245L151 244V245H152V250H151V251L145 252V253H143L142 255H152V254H156V252H157L158 249H157V246H156ZM160 244H161V243H160ZM162 244H163V243H162ZM205 244H206V245H205ZM225 244H226V243H225ZM253 244H250V246H251L250 248H251V249H252V247H253ZM259 244H260V246H261V244H263V247H262V246H261V247H262L263 250H264V243H262V241H261V242H259ZM28 245H29V244H28ZM163 245H164V244H163ZM215 245H216V246H215ZM220 245H219V247H220ZM175 246H174V249H176ZM201 246H200V247H201ZM244 246H246V244H245ZM23 247H24V246H23ZM180 247H181V246H180ZM247 247H248V245H247ZM247 247H245V248H247ZM258 247H259V246H258ZM25 248H26V247H24V249H25ZM189 248H190V247H189ZM189 248H187V249H189ZM201 248H203V247H201ZM206 248H204V249H206ZM211 248H210V249H211ZM220 248H221V247H220ZM236 248H235V249H236ZM262 248H260V250H261V251H260V254H261V255H264ZM24 249H23V250H24ZM178 249H180V248L178 247ZM178 249H177V251H178ZM194 249H197L196 252L198 253V256L201 257V258L198 259V260H197V258H195L196 255H197V253L195 252ZM210 249L207 248L206 250L210 251ZM221 249H222V248H221ZM221 249H220V250H221ZM232 249H233V248H232ZM235 249H234L233 252L236 254ZM238 249H240V248H238ZM241 249H242V248H241ZM257 249H258V248H256V249L253 248V249H252V253L254 254L255 252H253V251H254V250H257ZM189 250H190V249H189ZM211 250H212V249H211ZM215 250H217V249H215ZM244 250H245V249H244ZM244 250H242V251H238V250H237V252H240V254H238V253L236 254V255H237V258H238V255H239V256L241 255V252H244V253L246 254L247 251L245 250V251H246V252H245ZM21 251H22V249H21ZM21 251H20L19 253H21ZM166 251H167V252H166ZM185 251H186V250H185ZM208 251H206V252H208ZM222 251L225 252V250H223V249H222ZM222 251H221V252H222ZM257 251H259V250H257ZM22 252H24V251H22ZM175 252H176V250H173V253H175ZM178 252H179V253H178ZM178 252H176V254H175L176 256H175L174 254L171 253L172 256H170V257H171L172 260H174L175 257L178 258V259H176L177 261L180 260V259L182 258V257L180 256V254H181L180 252H181V251H178ZM211 252H212V251H211ZM233 252H232V254H233ZM19 253H18V254H19ZM35 253H36V251H35ZM40 253H41V252H40ZM177 253H178V254H177ZM182 253H183V252H182ZM209 253H210V252H209ZM230 253H231V252H230ZM230 253H229V256H230ZM262 253H263V254H262ZM15 254H17V253H15ZM203 254H204V253H203ZM205 254H206V253H205ZM213 254H214V253H212V254H211V253H210V254H207V255H205V257L207 256V260H208V258L210 257V258L213 260V262H214V260L216 259L215 262L217 261L218 264H228L227 262H229V261H228V260H229V256H228V258L226 257V256H227L226 252L224 253L226 256H225L223 253H221V254H217V253H216V255H213ZM232 254H231V257L233 256ZM235 254H234V255H235ZM245 254L242 253V255L247 256V259H248V258H251V259L253 258V259L256 261V263H254L255 261H253V259H252V260H251V259H250V260L248 259V260L250 261V264H253V263H254V264H264V263L262 262V261L264 260V258H261V257L259 256V254H258V258L260 257L259 259L256 258V257H252L253 255H252L251 253H250V255H252L251 257L248 256V254H247V255H245ZM140 255H141V254H140ZM169 255H170V253H169ZM169 255H168V256H164V255H163V256H164V259H165V257H166V258H167V257L170 258ZM186 255H187V256H186ZM236 255H235V256H236ZM14 256H16V255H14ZM37 256H38V255H37ZM39 256H40V255H39ZM135 256H136V255H135ZM138 256H139V255H138ZM138 256H137V258H138ZM173 256H175V257L172 258ZM191 256L194 257V258H192ZM254 256H255V254H254ZM256 256H257V252H256ZM179 257H180V258H179ZM262 257H263V256H262ZM10 258H11V259H10ZM36 258H37V257H36ZM137 258H136V260H137ZM210 258H209V259H210ZM213 258H215V259H213ZM237 258H235V259H237ZM240 258L242 259L243 256H241ZM240 258H239V259H240ZM244 258H245V257H244ZM244 258L242 259V262H243ZM34 259H35V258H34ZM34 259H33V260H34ZM138 259H139V258H138ZM171 259H170V263H171ZM203 259H204V257H203ZM205 259H206V258H205ZM205 259H204V260H205ZM230 259H231V258H230ZM235 259H234V260H235ZM260 259H263V260H260ZM33 260H32V262H33ZM35 260H36V259H35ZM39 260H40V259H39ZM212 260H211V261H212ZM231 260H233V258H232ZM248 260H246V259L244 260V261H245V264H248V262H247ZM9 261H10V262H9ZM14 261L16 262L15 259H14ZM177 261H176V262H177ZM208 261H209V260H208ZM176 262L174 261V263H176ZM206 262H207V261H205V263H206ZM233 262H234V261H233ZM233 262H232V263H233ZM246 262H247V263H246ZM252 262H253V263H252ZM21 263H22V262H21ZM138 263H140V262L138 261V262L135 263V264H138ZM156 263H158V262H155V264H156ZM170 263H168V264H170ZM194 263H193V264H194ZM202 263H203V262H201V264H202ZM205 263H203V264H205ZM232 263H231V261H230L229 264H232ZM235 263L237 264V261H236ZM11 264H12V263H11ZM13 264H14V262H13ZM15 264H17V263H15ZM33 264H35V263H33ZM151 264H152V263H151ZM178 264H179V263H178ZM206 264H208V263H206ZM216 264H217V263H216ZM238 264H241V260H240V263H238ZM243 264H244V263H243Z\"/></svg>","mask_w":264,"mask_h":264}]
</instances>
